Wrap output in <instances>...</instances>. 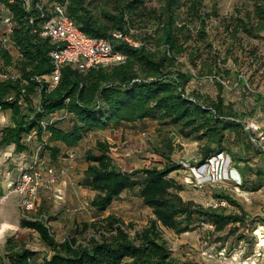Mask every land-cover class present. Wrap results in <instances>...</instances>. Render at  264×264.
Returning a JSON list of instances; mask_svg holds the SVG:
<instances>
[{
  "label": "trees",
  "instance_id": "trees-1",
  "mask_svg": "<svg viewBox=\"0 0 264 264\" xmlns=\"http://www.w3.org/2000/svg\"><path fill=\"white\" fill-rule=\"evenodd\" d=\"M45 1L66 3L69 18L88 36L101 38L117 29H132L134 38L143 45L132 48L118 43L116 49L127 57L120 65L99 66L82 74L64 66L57 86L49 90L35 79L51 72L49 53L53 49L49 39L33 32L45 19L34 7L36 0H32L29 11L17 1L0 0L14 22L11 48L16 51L19 67L17 79H0V110L10 112L11 122L0 132V145H14L15 151L21 153L27 150L25 142L34 133L37 144L45 140L44 154L48 146L45 137L70 149L90 132L153 120L159 127L162 143L156 148L160 156L156 166L121 170L110 156V145L98 140L93 149L85 152L87 166L83 179V185L95 192L90 206L97 213H104L124 192L137 189L142 203L151 209L152 218L134 238L121 219L108 215L94 223L84 222L80 231L61 242L55 239L47 219L22 218L19 226L37 232L52 254L38 263L34 252L8 238L6 256L0 257V264H180L171 257L163 229L177 234L189 232L195 219L211 224L215 233L223 232L229 225L244 224V212L235 214L226 207H203L184 201L179 195L182 185L171 175L183 168L171 159L175 150L172 133L202 142L201 164L228 153L231 165L241 176V187L257 190L264 186V150L251 142L250 134L244 130L247 122L240 120L233 105L224 101L220 94L222 87L219 85L215 98L188 92V83L194 76L177 67L185 54L195 63L193 53L199 51L195 45H189L192 37L189 24H196L197 36L202 41L207 36V19L213 13L202 10L204 0H162L157 9H148L144 0ZM252 1V11L245 18L240 15L235 18L232 33L259 37L264 32V0ZM0 56L5 67L13 65L7 49L1 47ZM5 74L11 73L2 75ZM214 79L217 78H209ZM35 95L40 112L33 101ZM21 99L24 107L19 104ZM60 111L64 113L60 119L70 118L71 128L62 130L55 126V121L42 126L45 117ZM231 134L237 152L225 147ZM51 151L55 155L58 149L52 147ZM253 156L259 157V165L256 163L254 168L250 166ZM249 171L256 175L253 183H249ZM219 197L235 205L228 196ZM90 227L97 236L80 242L77 234Z\"/></svg>",
  "mask_w": 264,
  "mask_h": 264
},
{
  "label": "rangeland",
  "instance_id": "rangeland-1",
  "mask_svg": "<svg viewBox=\"0 0 264 264\" xmlns=\"http://www.w3.org/2000/svg\"><path fill=\"white\" fill-rule=\"evenodd\" d=\"M144 3L148 9H157L162 6L163 1L144 0ZM253 4L252 0H204L202 10L213 13L207 19V36L202 41L197 36L196 24H189L192 28L189 45H195L199 51L193 53L195 63L185 54L179 59L177 67L194 76L188 83V92L197 91L201 95L215 98L220 85L222 98L237 109L239 119L243 122L252 119L264 132V32L259 37H250L243 32L232 33L237 15L245 18L252 11ZM3 15L4 10H0V38L4 31L1 22ZM9 49L13 65L5 67L0 56V76L8 71L11 74L18 72L16 51ZM213 76L217 79L210 81L209 78ZM33 101L35 105L38 103V95L33 97ZM63 114L61 111L57 112L45 117V121L49 123L52 117H56L58 120L55 121V126L68 130L71 128V120L60 119ZM9 122L10 112L0 110V131ZM158 128L155 121L144 120L123 124L114 130L90 132L69 152L61 144L45 137L48 146L44 153L43 169L54 167L56 181L49 188L39 189L35 210L31 213H24L17 206L14 195L0 206V223L4 224L0 225V231L5 227L4 234L0 236V257L6 256L8 238L16 241L20 247L34 252V259L38 263L52 254L37 232L19 226L22 218L47 219L55 239L61 242L66 237L74 236L84 222L94 223L108 215H114L124 222L126 231L134 238L152 218L151 209L142 203L135 189L124 192L104 213H97L90 206L95 192L83 185L87 166L85 152L93 149L98 140L105 141L110 145L109 153L113 162L121 170L132 171L156 166L160 160L156 148L159 149L162 145ZM170 138L175 145L171 159L183 167L171 174L182 185L179 193L182 199L193 201L197 206L226 207L230 213L244 212L246 215L244 224L229 225L221 233H215L211 224L201 223L196 219L193 230L189 232L177 234L163 229V237L171 257L180 264H264V186L257 190L241 187V179L237 174L234 175L235 171L231 175V169L235 168L230 163L228 153H222L219 157L217 155L201 164L202 142L183 139L172 133ZM232 139V134L227 136L225 147L237 152L238 147ZM36 140V136H32L25 142L29 154L24 163L29 161L37 144ZM52 147L58 149L55 155H52ZM252 158L250 166L254 168L256 163L259 165V157ZM9 161L11 162L10 159L3 160L0 164H7ZM8 169L9 172L12 171L11 174L17 173L13 166ZM247 177L249 183L257 180L251 171ZM0 182V191H7L4 179L0 178ZM219 195L228 196L235 205L225 202ZM92 236H97L92 227L77 234L80 242Z\"/></svg>",
  "mask_w": 264,
  "mask_h": 264
},
{
  "label": "built area",
  "instance_id": "built-area-1",
  "mask_svg": "<svg viewBox=\"0 0 264 264\" xmlns=\"http://www.w3.org/2000/svg\"><path fill=\"white\" fill-rule=\"evenodd\" d=\"M14 1L19 2L26 11L32 8V0H9L10 3ZM34 7L40 12L41 17H45V19L40 22L39 27L33 29V32L38 33L42 38L49 39L53 45V49L49 53L52 65L51 72L35 78L37 81L44 83L49 90L57 86L64 66H70L74 71L82 74L99 66L120 65L126 61L127 57L116 49L118 43H124L132 48H139L143 45L140 40L134 38L135 31L132 29L129 31L117 29L101 38L88 36L69 18L66 11V3H47L45 0H36ZM0 8V10H4L1 20L4 25V31L0 44L2 48L9 49L12 47L10 36L14 22L9 11L1 4ZM30 21L32 22V20ZM18 77L19 75L14 73L1 75L0 79L10 78L14 80ZM19 104L22 107L25 106L22 99ZM36 110L38 112L41 111L39 101ZM56 120H58L56 117H52L49 123ZM41 123L42 126L46 127L48 122L43 120ZM244 130L250 134L251 142L264 150V145H262L264 143V132L260 130V127L250 122L244 124ZM32 136H34V133H32ZM32 136H29L28 140ZM44 145L45 140L44 143L35 146L29 163L17 166L16 178L7 177V191L0 196V206L11 195H17V206L24 213H31L35 210L39 189L41 187L49 188L56 181L57 173L54 167L48 166L45 170L43 169L45 163ZM219 156H222V153ZM233 170L235 171L234 175L237 174V171Z\"/></svg>",
  "mask_w": 264,
  "mask_h": 264
},
{
  "label": "crops",
  "instance_id": "crops-1",
  "mask_svg": "<svg viewBox=\"0 0 264 264\" xmlns=\"http://www.w3.org/2000/svg\"><path fill=\"white\" fill-rule=\"evenodd\" d=\"M0 28H1V25H0ZM1 30V29H0ZM3 34V33H2ZM1 39V38H0ZM12 49V48H11ZM8 51H9V53L11 54V51H10V49H7ZM0 78H1V76H0ZM235 111L237 112V109H235ZM62 112V111H61ZM57 114V113H56ZM247 120V119H246ZM248 123H250V122H253V123H255L252 119H250V120H248L247 121ZM6 126H11V122H9L8 124L6 123L5 125H3V127L1 128V130L4 128V127H6ZM60 129H62V128H60ZM62 130H64V129H62ZM66 131V130H65ZM1 132V131H0ZM57 144H61V143H58L57 142ZM63 147H64V150H66V151H68V150H70L69 148H66L65 147V145H63V144H61ZM58 146V145H57ZM15 147H14V145H9V146H3V145H0V161L2 162L3 160L4 161H7V159H10L11 160V162L9 161V163H7L8 164V167H7V164H0V178L1 179H4V182L6 183V187H7V183H8V178L7 177H12V179H14V178H16V176H17V173L14 175V174H11L10 172H12V171H10L9 172V169L8 168H10L11 166H13V169L14 170H16L17 171V166L18 165H20V164H27V163H29L30 161H31V159H32V154H33V150H32V152H31V155H30V159H29V161L28 162H26V163H24V160H25V158H27V156H28V154H29V151H23V152H21V153H17L16 151H15V149H14ZM60 148V147H59ZM73 149V148H72ZM69 152V151H68ZM67 152V153H68ZM71 154V153H70ZM13 170V171H14ZM237 176H238V178H240L241 176L239 175V173L237 172ZM241 179V178H240ZM2 182V181H1ZM0 182V183H1ZM7 189V188H6ZM6 192V191H5ZM5 192H2V191H0V193L1 194H3V193H5ZM13 195H11L10 196V198L9 199H12L11 197H12ZM14 197H16L17 198V200H18V197H17V195H14ZM8 199V200H9ZM7 200V201H8ZM1 224H3V222H1L0 223V225ZM4 225V224H3ZM4 230H5V227H3V229L0 231V236H2V234H4Z\"/></svg>",
  "mask_w": 264,
  "mask_h": 264
}]
</instances>
